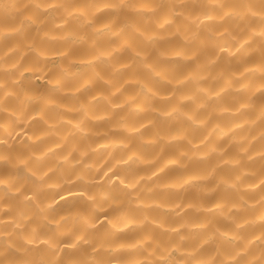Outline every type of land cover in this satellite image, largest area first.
<instances>
[{
	"label": "clouds",
	"instance_id": "obj_1",
	"mask_svg": "<svg viewBox=\"0 0 264 264\" xmlns=\"http://www.w3.org/2000/svg\"><path fill=\"white\" fill-rule=\"evenodd\" d=\"M0 264H264V0H0Z\"/></svg>",
	"mask_w": 264,
	"mask_h": 264
}]
</instances>
